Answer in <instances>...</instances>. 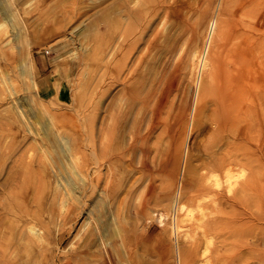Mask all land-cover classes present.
Listing matches in <instances>:
<instances>
[{
	"label": "rangeland",
	"instance_id": "obj_1",
	"mask_svg": "<svg viewBox=\"0 0 264 264\" xmlns=\"http://www.w3.org/2000/svg\"><path fill=\"white\" fill-rule=\"evenodd\" d=\"M0 264H264V0H0Z\"/></svg>",
	"mask_w": 264,
	"mask_h": 264
},
{
	"label": "bare ground",
	"instance_id": "obj_2",
	"mask_svg": "<svg viewBox=\"0 0 264 264\" xmlns=\"http://www.w3.org/2000/svg\"><path fill=\"white\" fill-rule=\"evenodd\" d=\"M194 49V48H193ZM185 52V51H184ZM196 54V53H195ZM193 59H194V57H193ZM195 60H196V58H195ZM194 61V60H193ZM193 66V65H192ZM216 122H218V121H216ZM241 125V124H240ZM233 130V129H232ZM238 131V130H237ZM216 139V138H215ZM233 140V139H232ZM241 143V142H240ZM227 145V144H226ZM243 145V144H242ZM237 147V146H236ZM244 147V146H243ZM246 147V146H245ZM228 148V150H230L229 149V147H227ZM230 148H231V146H230ZM232 148H234L233 146H232ZM235 149V148H234ZM248 149V148H247ZM250 149V148H249ZM248 149V150H249ZM227 150V151H228ZM240 150H242V147H241V149ZM246 150V149H245ZM224 152H225V150H224ZM229 152V151H228ZM228 154V153H227ZM239 154V153H238ZM223 156H224V153H223ZM219 157V156H218ZM233 157V156H232ZM241 160V159H240ZM220 161V160H219ZM223 161V160H222ZM244 164V163H243ZM242 164V165H243ZM223 165V164H222ZM225 165H223V167H224ZM227 166V165H226ZM235 167V166H234ZM217 170V169H216ZM235 170V169H234ZM233 170V171H234ZM223 171V170H222ZM233 171H232V173H233ZM236 171V170H235ZM220 173V172H219ZM223 173H224V171H223ZM73 174H75V171H73ZM224 175V174H223ZM228 175V174H227ZM231 175V174H230ZM229 176V175H228ZM221 177V176H220ZM229 178V177H228ZM237 178V177H236ZM231 179V178H230ZM233 179H235V178H233L232 177V180ZM220 181H222V180H220ZM234 181V180H233ZM233 181H231V182H233ZM218 182V181H217ZM229 182V181H228ZM227 183V182H226ZM218 184H220V183H218ZM222 184V183H221ZM221 184H220V186H221ZM224 184V183H223ZM221 187H223V185L221 186ZM219 188V187H218ZM234 199H237V198H234ZM233 199V200H234ZM234 202H235V200H234ZM234 204V203H233ZM235 218H236V215H235ZM236 220V219H235ZM233 221V220H232ZM236 222V221H235ZM238 222V221H237ZM223 223H225V222H223ZM234 223V222H233ZM232 223V224H233ZM220 224V223H219ZM235 224V223H234ZM236 225V224H235ZM234 226V225H233ZM234 228H236V227H234ZM233 231V230H232ZM30 232H31V234L33 235V237H34V241H36V242H41V243H43L44 241H43V238H42V236L41 235H39L38 234V232H36L35 231V229H33V228H30ZM233 232H235V230L233 231ZM219 235V234H218ZM32 237V238H33ZM235 238V237H234ZM44 244V243H43ZM234 246V245H233ZM223 248V247H222ZM106 252V251H105ZM240 257V256H239ZM237 259V258H236Z\"/></svg>",
	"mask_w": 264,
	"mask_h": 264
}]
</instances>
